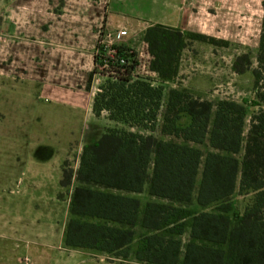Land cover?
Returning a JSON list of instances; mask_svg holds the SVG:
<instances>
[{
    "label": "trees",
    "instance_id": "trees-1",
    "mask_svg": "<svg viewBox=\"0 0 264 264\" xmlns=\"http://www.w3.org/2000/svg\"><path fill=\"white\" fill-rule=\"evenodd\" d=\"M261 10L250 105L264 103V0ZM141 40L162 82L177 75L190 41L214 43L161 24L147 26ZM114 47L118 56L127 49ZM97 60L93 55L94 66ZM250 66L246 53L232 62L237 74ZM114 69L118 80L99 85L91 111L121 126L85 143L75 171L61 169L60 186L74 183L64 245L132 255L130 264H264V109L252 113L245 132L246 100L212 102L185 89L165 93L163 83L134 77L127 66ZM141 193L167 202L141 205L134 196ZM235 194L248 197L242 210L233 208ZM191 205L197 210L190 212ZM135 227L143 230L137 238Z\"/></svg>",
    "mask_w": 264,
    "mask_h": 264
},
{
    "label": "rangeland",
    "instance_id": "rangeland-1",
    "mask_svg": "<svg viewBox=\"0 0 264 264\" xmlns=\"http://www.w3.org/2000/svg\"><path fill=\"white\" fill-rule=\"evenodd\" d=\"M86 1L99 9L109 4V0H0V264H130L115 255L103 258L95 250L64 245L66 203L74 183L61 188V169L75 171L85 143L97 140L107 128L121 126L105 114L93 115L91 93L103 79L93 76L87 88L89 50L77 51L75 46L90 44L93 38L94 55L104 32L125 27L130 36L138 35L135 47L141 52L147 25L130 21L149 11L145 1L126 0V9L118 7L122 0L88 26L76 23L77 15L85 14L84 5H78ZM261 1L220 0L214 7L194 10L202 22L207 20V28H215L217 37L207 36L214 43L191 49L195 62L187 66L188 75L204 89L201 98L247 101L245 132L252 113L264 109V103L250 105L256 101L251 69L257 66ZM214 15L221 21L219 27L217 22L213 25ZM245 53L250 70L233 75L232 62ZM75 64L78 67L70 72ZM60 70L63 79L72 77L77 83H59ZM134 196L141 205L149 200L167 202L146 193ZM247 201L248 197L235 194L234 210H242ZM188 208L197 210L194 205ZM188 224L187 219L183 243L188 240ZM134 230L137 238L140 228Z\"/></svg>",
    "mask_w": 264,
    "mask_h": 264
},
{
    "label": "crops",
    "instance_id": "crops-1",
    "mask_svg": "<svg viewBox=\"0 0 264 264\" xmlns=\"http://www.w3.org/2000/svg\"><path fill=\"white\" fill-rule=\"evenodd\" d=\"M122 0H109V4L107 5V8L101 7L99 9V6H94L93 3H90L89 1H86L85 4H82V2L79 3V7H83L85 9V14L81 12L78 14V18L76 19L82 24H86L88 26H92L99 21H101L105 15V13L108 12L109 9L113 8L115 3H119ZM126 0H123L121 4H118V7L126 9L129 5L128 3L125 2ZM134 3L138 1H145L148 2L149 5V11L148 13L142 15H137L136 17H132L133 20H129V18L124 17L123 15H119L120 18L122 19H128L130 22H133L135 24H141V25H154V24H161L165 26H170L174 28L180 29L182 32H189V33H197V34H203L206 36H211L214 37L216 36L214 34L215 28H207L206 21L202 22L200 14L198 9H203L206 7H211L215 6L216 4H219L220 0H133ZM78 2V1H77ZM106 4V3H105ZM79 19V20H78ZM144 19V20H143ZM216 15L213 16V21L215 20V23L213 25H221L220 19H218ZM209 22V21H208ZM143 27L144 29L147 27ZM143 33V32H142ZM82 37V34L80 35ZM217 37V36H216ZM92 39V40H91ZM90 39V44H79L75 46V50H80L82 51H88L90 54V64L88 68V75L92 70L93 66V49L95 47V41L93 38ZM201 43L199 41H190L189 44L182 50L180 59H179V66H178V71L177 75L171 80V81H164L163 86H164V92L166 93L169 89H185L192 95L196 97H201L204 89L198 84V80L193 78L192 76L188 75L187 72V66L189 63H192V61L195 62V56L190 52L191 49L197 51L198 47L200 46ZM85 49V50H83ZM76 55V54H73ZM62 66V65H61ZM59 65L58 70L61 67ZM76 67H78L76 64L74 66L70 65V72L76 70ZM232 67V64H231ZM232 69V68H231ZM57 70V71H58ZM233 75L239 76L240 74L235 73L233 70H231ZM58 82L59 83H65L68 84L69 86L77 83L74 82V78L68 77V79H63L65 77L62 74V70L58 72ZM220 99V98H219ZM92 96H91V102H90V109L92 105ZM62 188V187H61ZM70 197V196H69ZM69 197L67 199V206L69 202ZM68 215V214H67ZM68 216L66 218L67 222ZM66 224V223H65ZM143 230L140 228L139 234L142 233ZM135 243V244H134ZM136 246V240L132 244V248L134 249ZM98 252V251H97ZM101 255L100 257H109V254L104 253V252H99ZM100 259L101 261H104V259ZM128 263H134L135 260L133 259V256H129L127 259Z\"/></svg>",
    "mask_w": 264,
    "mask_h": 264
},
{
    "label": "built area",
    "instance_id": "built-area-1",
    "mask_svg": "<svg viewBox=\"0 0 264 264\" xmlns=\"http://www.w3.org/2000/svg\"><path fill=\"white\" fill-rule=\"evenodd\" d=\"M136 36L138 35L134 34L130 36L129 30L125 27H119L114 32H104L102 34V39L97 43L99 47L96 48V52L94 53V55H97L98 60L94 66L96 71L93 76H97L98 78L103 79V81L105 79L116 81L118 80L119 74L115 71L114 65H119L129 67L134 77H143L153 85L162 84L163 82L160 80L154 66L152 65V59L144 49L141 39V52L138 47H135ZM126 40L130 41L126 44L127 49L124 50L121 56H118L117 49L114 46L119 43H124ZM134 61L135 63L133 64ZM98 87L95 92L91 93L92 99L94 94L99 90Z\"/></svg>",
    "mask_w": 264,
    "mask_h": 264
}]
</instances>
